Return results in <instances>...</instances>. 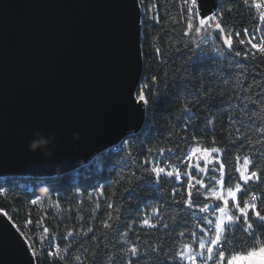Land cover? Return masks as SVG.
Here are the masks:
<instances>
[{
  "label": "snow or ice",
  "instance_id": "snow-or-ice-1",
  "mask_svg": "<svg viewBox=\"0 0 264 264\" xmlns=\"http://www.w3.org/2000/svg\"><path fill=\"white\" fill-rule=\"evenodd\" d=\"M244 3L247 5V0ZM134 7L137 10L139 0H134ZM252 8L259 11L260 27L251 31L248 28L237 31L235 28L228 29L233 9L228 6L227 0L224 3L216 0L210 9L205 6L204 0H182L180 24L184 26V31L176 52L184 55L191 50V55L185 58L184 65L176 72L178 82L174 90L193 97L184 105V112L189 114L183 125L185 132L189 127L201 128L200 123H192L196 115L189 104L207 105L208 90L217 71L222 74L220 79L224 87L218 85L216 90L223 96L229 95V87L233 95L244 92L246 87L250 89L251 85L245 84L250 74L253 80L264 79L261 70L254 63L258 59H264V3H253L249 7L250 12ZM134 23L138 41L140 26L144 20L137 11ZM241 33L243 39H240ZM232 37H236L243 46V52L236 50ZM210 38L214 43L209 50L204 46ZM136 48L137 62L142 63L144 57L138 43ZM155 55L158 63L165 68L173 59L161 55L159 48L155 49ZM202 68L212 75L200 87L190 89L193 78ZM146 80L151 81V84L145 83ZM161 85L164 86L165 95L173 88L169 83L168 72L146 76L139 70L129 90V103L142 120L152 112V105L161 94ZM152 86H155V93L152 92ZM244 108L245 105L241 103L239 109ZM239 109H233L234 114H229L228 109H218L220 115L228 117L229 125H237L234 128L237 135L223 147L213 146L209 150L197 146L183 154L179 149H159L156 154L158 156L170 154L179 157V166L175 168L156 166L155 159H134L139 155L153 156L150 149H145L148 138L152 135L151 128L143 130V138L139 133L122 138L120 148L125 156L121 158L120 167L127 168L129 174L125 176L122 172L118 183L122 182L124 185V195L120 199L127 200L128 203L106 201L109 211L107 220L102 222L105 243L100 246V240L92 227H88L86 231L67 232L68 237L93 234L97 250L91 254V264H264V117H261L262 124L257 125L260 129L256 134L257 139L252 141L247 129L253 116L247 109L243 113ZM215 122L216 117L209 116L203 122V133H215ZM168 139L172 142L171 136ZM187 139V136H181L175 143L178 146ZM212 143L216 144L215 136ZM242 152L247 154L241 155ZM228 156L234 157L233 164L226 159ZM165 183H170L171 187L161 192ZM89 186L93 189L98 187L96 184ZM145 189L149 190L148 199L154 201L155 206L151 212L144 211L141 217L143 209L140 204L133 205L128 198L137 199L134 194ZM83 192L86 193L87 188ZM80 194L77 192L75 195ZM100 194L103 196V189H100ZM36 203L37 200L31 201L33 205ZM149 206L145 203L144 208ZM99 207L97 204L96 208ZM3 215L12 219L7 212ZM125 216L131 223L125 222ZM169 220L172 221L171 224L165 222ZM193 221L199 234L189 227ZM26 224L30 227L31 220L27 219ZM11 228L15 229L25 246L30 264H45V254L49 258V264L57 257L61 261L68 259L71 245L65 247V255L60 256L59 244L54 243V240H62L63 236L53 237L48 227H43L44 235L41 237L29 235L24 225L12 223ZM144 229L152 231L144 232ZM156 231L162 232V235L158 237ZM142 233L151 236L156 242L141 240ZM184 237L190 238L192 243L185 242L178 251H169L175 239ZM129 241L132 242L129 244ZM37 244L41 245L39 252ZM80 249L84 252L91 251L84 248L83 244ZM74 259L80 264L79 255Z\"/></svg>",
  "mask_w": 264,
  "mask_h": 264
},
{
  "label": "water",
  "instance_id": "water-1",
  "mask_svg": "<svg viewBox=\"0 0 264 264\" xmlns=\"http://www.w3.org/2000/svg\"><path fill=\"white\" fill-rule=\"evenodd\" d=\"M136 11L140 0H0V176H63L143 129L129 103L144 68ZM36 133L55 135L51 156L29 150ZM11 224L0 211V264H30Z\"/></svg>",
  "mask_w": 264,
  "mask_h": 264
},
{
  "label": "trees",
  "instance_id": "trees-1",
  "mask_svg": "<svg viewBox=\"0 0 264 264\" xmlns=\"http://www.w3.org/2000/svg\"><path fill=\"white\" fill-rule=\"evenodd\" d=\"M225 0H220V3H224ZM228 6L233 9V18L229 21L228 29L235 28L237 31L243 28H248L250 31L254 30L257 26V16L254 8L249 11V7L252 4V0H247L245 5L244 0H227ZM141 9L145 11L143 14L144 23L142 29V51L144 57L143 72L146 76L151 75H163L164 72L169 73V83L173 85L172 89L168 90V94H164V86H160V95L157 96L156 102L152 105V112L147 114L146 122L143 129L138 132L143 138V130L145 128L152 129V135L148 138V142L145 145V149H150L153 156L145 157L139 155L134 159H148L156 162L160 161L166 168L171 166H179V157H173L170 154L166 156L156 155L158 150L163 148L173 149L174 151L179 149L181 154L190 151L195 145L199 144L201 147H206L209 150L213 146L223 147L225 143L234 138L237 133L234 131L235 126L229 125L228 117L219 114L218 109H228L229 114H234L233 109H239L241 103L245 105L244 109H239L241 113L247 109L253 116L252 122L249 124L248 131L250 132V139L255 141L257 139V132L259 128L257 125H261V117H264V79L249 78L245 81L246 85H251V88L246 87L244 92H237L234 95L231 93V88L227 89L229 95L223 96L218 92L217 86L224 87L220 77L221 73L217 71L216 78L211 81V87L208 90L209 100L207 105L201 104H189V107L193 109L196 115V119L192 121L193 124L200 123L201 128L195 129L189 127L187 132L183 130V125L186 117L189 115L184 112V105L193 99L192 96H185L183 92H176L175 85L178 82L176 80V72L185 63V58L191 55V50L184 55H178L176 49L180 47L181 33L184 31V26L180 24L181 21V5L182 0H140ZM151 16V19H149ZM244 36L241 33L240 39ZM235 43L236 50L243 52V46L239 44L236 37H232ZM214 43L210 38L208 44L204 47H208ZM160 49V54L166 58H173L168 66L165 68L159 64L155 55V49ZM223 64V61H220ZM257 68L261 70V76L264 77V59H258L254 61ZM191 71V69H189ZM255 72V69H253ZM212 73L204 68L197 72L193 78V84L190 87H200L203 83L207 82V78ZM147 84H151V81H145ZM259 86V87H258ZM146 91L148 89H145ZM155 86H152V92L155 93ZM250 91V94H249ZM237 97H242L238 99ZM231 105V107H229ZM154 113V116H153ZM214 115L216 122L213 125L216 132L203 133V122L206 119ZM247 119V117H243ZM264 126V125H262ZM135 135V134H134ZM132 136V135H130ZM172 137V142L168 137ZM181 136H187L188 139L185 142L177 144L175 141L179 140ZM215 136L216 144L212 143V138ZM241 155L247 154L246 152L240 153ZM125 153L119 147L117 150L109 149L102 154L101 164L99 166H91L90 168H82L77 174L73 171L63 176L45 177L40 180L24 179L18 182L9 181L6 185L3 194H0V205L10 207L17 218L21 220L31 219L34 222L43 223L50 229V232L62 235L63 239L58 243L62 247H70V251L67 254L68 259L61 261L59 257L51 261V264H78L74 259L76 256L81 257L80 264H91V254L97 250V243L92 239V233L86 237H68V231L80 232L86 231L88 227L94 229V234L97 239L100 240V246L105 243L103 234L105 230L102 228V222L107 220L108 209L107 202L127 204V200H121L123 193V183L121 181V173L123 172L127 176L128 169L121 168L122 157ZM226 159L230 164L234 163V157L228 156ZM183 167V166H181ZM26 185V188L22 189L20 184ZM96 184L103 189V196L99 199L97 204L100 207L97 209L93 199L90 198V192L93 189L89 185ZM97 187V188H98ZM171 187L170 183H165L160 189L161 192H165ZM87 188V192H83V189ZM56 192L57 197H51L55 199L59 205L63 208V211L53 212L52 210H44L41 205L31 204V197L35 195H43V201L47 198L46 195ZM80 192V195H75ZM149 190L138 191L134 194L137 199L129 197L133 205L140 204L141 208L148 210L151 206H155V202L148 199ZM145 203L150 205L144 208ZM143 211L141 217H143ZM115 216V213H113ZM79 217H83L80 219ZM125 222L131 223L127 216L123 217ZM166 223H172L171 220L165 221ZM195 222L190 223L189 227L192 230L197 231L194 227ZM184 230V229H181ZM144 232L152 231L144 229ZM186 231V230H185ZM199 234V233H198ZM156 235L159 237L162 232L156 231ZM119 239V238H117ZM152 240L151 236L141 235V240ZM132 241H129L130 244ZM152 240V243H155ZM187 242L192 243L190 238L184 237L174 240L173 247L169 251H178L182 245ZM83 244L84 248L91 249L90 252H84L80 249V245ZM128 245H125L127 247ZM122 251V249H120ZM45 264H49V258H45ZM143 264V262H141Z\"/></svg>",
  "mask_w": 264,
  "mask_h": 264
},
{
  "label": "built area",
  "instance_id": "built-area-1",
  "mask_svg": "<svg viewBox=\"0 0 264 264\" xmlns=\"http://www.w3.org/2000/svg\"><path fill=\"white\" fill-rule=\"evenodd\" d=\"M220 2V1H219ZM253 3H264V0H252V4ZM255 9V8H254ZM255 11H256V16H257V26H256V28L254 29V30H256V29H258L259 27H260V23L261 22H259V19H258V17H259V11L258 10H256L255 9ZM120 144H121V142L118 144V145H116V146H114L113 148H111V149H114V150H117L119 147H120ZM103 154V153H102ZM102 154H100V155H94L91 159H90V161L88 162V164H86L83 168H90L91 166H99L100 164H101V157H102ZM156 166H164L163 164H161L160 163V161H158L157 163H156ZM165 167V166H164ZM79 170H76V171H74L76 174H77V172H78ZM24 179H35V180H40L39 178H20V177H8V176H0V194H3L4 193V190H5V188H6V185H7V183L9 182V181H11V182H18V181H20V180H24ZM20 187L22 188V189H24V188H26V185L25 184H23V183H21L20 184ZM57 193L56 192H54V193H51V194H48V195H46L47 197V200H50V201H52V202H55L56 204L58 203L55 199H53V198H51V197H57ZM43 195H35V196H32L31 197V201L32 200H37V203H36V205H40L41 204V201L43 200ZM0 211H2L3 213L4 212H7L8 213V215L10 216V217H12V219H11V222L12 223H16V224H18V225H24L25 226V231L29 234V235H32V236H34V237H41V236H43L44 234H43V231H42V229H43V227H46L45 225H43V223H39V222H34V221H32L31 219V226L29 227L27 224H26V220H21V219H19V218H17L16 217V215H15V213H14V211L10 208V207H8V206H1L0 205ZM8 217V216H7ZM36 248H37V251L39 252L40 251V248H41V245L40 244H37L36 245ZM45 258H46V254H45Z\"/></svg>",
  "mask_w": 264,
  "mask_h": 264
},
{
  "label": "rangeland",
  "instance_id": "rangeland-1",
  "mask_svg": "<svg viewBox=\"0 0 264 264\" xmlns=\"http://www.w3.org/2000/svg\"><path fill=\"white\" fill-rule=\"evenodd\" d=\"M145 13V11H143L142 10V19H143V14ZM150 18L149 19H151V16H149ZM197 146H200L199 144H195L191 149H190V151L193 149V148H195V147H197ZM201 147V146H200ZM169 168H175V167H173V166H171V167H169ZM100 187H98V188H96L95 190H92L91 192H90V197H91V199H93V201H94V203L95 204H97V202L99 201V199L101 198V194H100ZM41 207H43V209L44 210H46V211H50V210H52L53 212H55V213H57V212H60V211H63V208L61 207V205H59L58 203L56 204L55 202H52V201H50V200H45V201H41ZM57 205H59V206H57ZM152 207H154V206H151L148 210H144V211H147V212H151L152 211ZM144 211H143V214H144ZM143 216V215H142ZM53 235V237H55V236H57V234L56 233H53L52 234ZM54 243H58V241H55L54 240ZM59 244V243H58ZM184 245V244H183ZM183 245H182V247H183ZM59 247H60V256H63V255H65V253H64V248L65 247H62L60 244H59Z\"/></svg>",
  "mask_w": 264,
  "mask_h": 264
},
{
  "label": "clouds",
  "instance_id": "clouds-1",
  "mask_svg": "<svg viewBox=\"0 0 264 264\" xmlns=\"http://www.w3.org/2000/svg\"><path fill=\"white\" fill-rule=\"evenodd\" d=\"M74 140L79 138V134H74ZM29 150L42 151L45 156H51L55 151V135L50 134L47 138L39 133L35 134L34 139L29 144Z\"/></svg>",
  "mask_w": 264,
  "mask_h": 264
}]
</instances>
